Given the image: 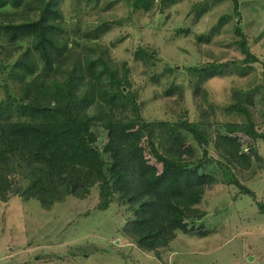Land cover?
Listing matches in <instances>:
<instances>
[{
    "label": "trees",
    "instance_id": "16d2710c",
    "mask_svg": "<svg viewBox=\"0 0 264 264\" xmlns=\"http://www.w3.org/2000/svg\"><path fill=\"white\" fill-rule=\"evenodd\" d=\"M180 1L75 0L70 9L75 22L69 28L64 0H0V39L22 43L6 52L7 57L17 52L11 76L18 86L13 95L4 88L0 101V203L17 196L48 211L67 197L84 200L96 191L95 209L123 207L121 234L139 250L159 256L178 233L199 238L214 233V227H205L206 213L198 208L216 182L213 166L223 175L230 173L238 193L255 201L230 170L246 172L261 161L256 145L264 141V85L232 90L230 104L220 109L236 119L222 123L208 118L217 106L202 90L226 69L243 72L255 61L240 28L234 25L233 32L241 60L187 69L194 97L205 104L199 109L201 119L190 122L183 115L169 122L144 119V102L133 87L129 65L111 57V49L124 37L100 43L110 23L120 21L80 24L84 14H99L119 2L130 14H163ZM230 2L238 15V0ZM6 6L12 11L4 10ZM224 19L228 16H220L218 23ZM197 40L207 42L208 37ZM132 55L146 71L155 69V51L137 46ZM174 73L165 66L150 80L158 84L161 76ZM181 96L173 81L161 92L164 98L177 97L175 103ZM257 104L260 112H255ZM129 126L134 133H124ZM208 146L217 160L208 156Z\"/></svg>",
    "mask_w": 264,
    "mask_h": 264
},
{
    "label": "rangeland",
    "instance_id": "374dc122",
    "mask_svg": "<svg viewBox=\"0 0 264 264\" xmlns=\"http://www.w3.org/2000/svg\"><path fill=\"white\" fill-rule=\"evenodd\" d=\"M74 1L64 0L63 5L69 28L75 22L70 16ZM4 10L11 9L6 6ZM238 11L236 16L232 13L230 0H181L163 14H130L126 4L119 2L99 14H84L80 24L91 27L102 21H120L110 23L100 43L107 45L124 37L111 49V57L129 65L133 87L144 102V119L169 122L183 115L190 122L201 119L199 109L205 104L200 105L194 97L187 69L204 63L241 60L243 55L234 45L236 25L255 61L246 65L243 72L226 69L221 77L209 79L202 86L207 101L217 106L215 114L208 118L222 123L236 119L220 109L230 104L232 90L264 85V0H238ZM220 16L228 19L218 23ZM201 37H208V41H198ZM17 45L22 43L10 45L0 39V101L5 98L4 88L13 95L18 86L11 76L17 52L11 57L6 55ZM137 46L155 51V69L146 71L133 61ZM165 66L174 68L175 73L170 78L164 74L158 84L152 83V74L159 76ZM168 81L181 89L182 99L177 103V97H161ZM260 111L261 105L257 104L255 112ZM260 130L264 134V128ZM134 132L133 126L124 129L126 134ZM256 147L260 162L246 172L230 170L239 183L254 193V202L249 195L238 193L230 173L223 175L213 166L216 182L198 205L206 213L205 227L215 229L209 236L178 233L169 250L156 256L139 250L121 234L126 217L123 207L112 204L105 211L95 209L96 191L84 200L67 197L48 211L35 200L24 201L15 196L0 203V264H264V212L259 208V203L264 204V141H258ZM207 151L211 159H218L210 146ZM197 153L200 155L198 148Z\"/></svg>",
    "mask_w": 264,
    "mask_h": 264
}]
</instances>
